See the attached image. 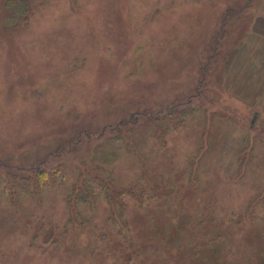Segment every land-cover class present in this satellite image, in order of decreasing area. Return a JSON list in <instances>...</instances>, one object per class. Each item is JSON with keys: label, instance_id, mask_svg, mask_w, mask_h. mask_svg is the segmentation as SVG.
<instances>
[{"label": "rangeland", "instance_id": "rangeland-1", "mask_svg": "<svg viewBox=\"0 0 264 264\" xmlns=\"http://www.w3.org/2000/svg\"><path fill=\"white\" fill-rule=\"evenodd\" d=\"M257 22L264 0H0V264H264V111L229 77ZM87 175L144 195L68 204Z\"/></svg>", "mask_w": 264, "mask_h": 264}, {"label": "crops", "instance_id": "crops-1", "mask_svg": "<svg viewBox=\"0 0 264 264\" xmlns=\"http://www.w3.org/2000/svg\"><path fill=\"white\" fill-rule=\"evenodd\" d=\"M256 25H258V28L250 35L248 41L242 45L243 59L238 63H234V67L229 72V77L234 72L235 77L239 80L243 79L246 82L253 79L254 84L250 82L245 85V90L248 93L251 92L252 96L248 98V95H243L242 100L249 107L264 111V26L261 22H257ZM240 55H242L241 50L238 58Z\"/></svg>", "mask_w": 264, "mask_h": 264}, {"label": "trees", "instance_id": "trees-1", "mask_svg": "<svg viewBox=\"0 0 264 264\" xmlns=\"http://www.w3.org/2000/svg\"><path fill=\"white\" fill-rule=\"evenodd\" d=\"M95 185H98L95 189ZM128 195H133L134 197H137L138 199H142L144 193L141 192H132V190L128 191H122L117 189L116 187H112L110 184H106L104 182H101L96 177H87L84 180V183L81 187L75 188L74 191L69 196L68 204H92L97 199L103 198L108 205L112 209V214L117 217V213H119V216H122L124 213V199ZM71 207V206H70ZM121 214V215H120Z\"/></svg>", "mask_w": 264, "mask_h": 264}]
</instances>
